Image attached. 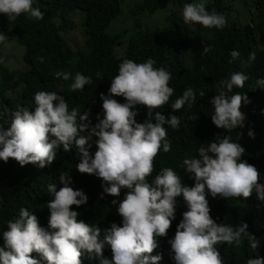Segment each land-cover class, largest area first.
<instances>
[{"label":"clouds","instance_id":"obj_1","mask_svg":"<svg viewBox=\"0 0 264 264\" xmlns=\"http://www.w3.org/2000/svg\"><path fill=\"white\" fill-rule=\"evenodd\" d=\"M35 2L0 0V14L7 16L10 23L21 14L43 20L45 13L40 7H34ZM182 17L185 24H199L208 29L223 30L228 24L223 14L207 9V0L185 3ZM5 39L0 33V43ZM211 50L204 47L203 53ZM230 56V62H234L240 60L241 54L233 50ZM256 58L253 51L242 64L249 66ZM39 60L43 63V57ZM156 63L151 57L143 63L124 59L118 74L111 79L108 94H100L104 115L103 118L98 115V123L94 125L89 112L81 114L79 108L70 110L63 96L47 91L35 93L34 110L17 105L10 113V125L6 128L0 125V160L5 163L11 158L21 166L33 164L43 169L53 163L61 147L65 152L75 149L79 157L75 169L82 177L101 178L104 193L111 196L119 197L121 190L127 189L121 201H112L119 205L122 226L112 223L103 233L97 225L78 219L79 213L72 206L87 204L88 195L80 188L74 190L69 186L72 178L62 172L58 191L55 183L47 187L54 195L47 204L48 228L40 226L37 216L27 207H21L3 232L0 264H41L42 261L88 264L87 260L92 264L94 261L97 264H160V261L224 264L217 245L238 247L246 239L253 251L260 247V241L248 231L247 223L218 224L210 215L209 204L219 200L218 196L248 200L255 194L259 201H264L260 172L242 159L246 149L231 136L218 134L207 147L198 148L197 157L183 160L181 167L194 178V186L184 185L181 176L171 167L162 168L149 182L155 158L161 150L171 151L165 126L178 129L181 124L179 116L166 117L155 111L169 104L175 91L169 86L172 73L166 67H155ZM96 75L103 79L99 71ZM55 77L71 79L73 92L83 91L93 83L91 76L81 72L73 76L68 71H57ZM248 79L244 73L234 72L230 78L217 83L218 95L210 101L214 108L211 119L217 128L230 131L245 126L247 121L241 108L250 102L249 98L245 93L229 94L234 88H244ZM256 83L264 87V79ZM199 96L205 97V92L201 90ZM113 97H124L126 102L120 103ZM196 101L197 94L189 87L171 103V108L191 110ZM137 105L148 109V119L143 123L137 122L139 112L134 110ZM189 119L197 121L199 117L194 114ZM248 135L255 138L252 131ZM93 142L95 153L91 150ZM184 203L188 210L183 213ZM180 213H183L182 221L176 217ZM33 253L40 258H34ZM84 253L87 256L81 259ZM246 264H264V258L249 257Z\"/></svg>","mask_w":264,"mask_h":264},{"label":"trees","instance_id":"obj_2","mask_svg":"<svg viewBox=\"0 0 264 264\" xmlns=\"http://www.w3.org/2000/svg\"><path fill=\"white\" fill-rule=\"evenodd\" d=\"M241 1L247 8V15L243 11L233 15L236 8L225 0L207 3L209 11L215 9L227 18L228 24L223 30L185 24L183 5L193 0L138 1L131 7V13L136 16L134 28L117 32H111L110 26L122 14L124 0H36L34 7H40L45 13L43 20L21 14L15 22L10 23L7 16L0 14V33L6 36L0 43V50L6 47L10 50L9 44L13 45L12 49L17 51L15 56L20 61L19 66L11 65L14 62L7 61L10 57L3 59L2 55L5 54L0 53V125L5 128L10 125V113L16 110L17 105L34 110V95L38 91L63 96L70 110L79 108L81 114L89 112V119L94 125L98 123L97 116L103 118L104 115L100 94H108L111 79L118 74L119 64L124 59L143 63L151 57L157 62L155 67H166L172 73L169 86L175 90L169 104L155 111L166 117L177 115L181 124L178 129L165 126L171 151L164 153L161 150L155 158L154 172L148 178L149 182L162 168L171 167L181 176L184 185L194 186V178L181 167L183 160L197 157L198 148L207 147L220 134L231 136L234 142H239L246 149L242 159L258 169L260 183L264 184V87L256 83L258 79H264V0ZM165 4L171 5V11L166 16L167 25L158 28L142 21L141 16L162 10ZM76 9L84 12V46L78 49L73 48L63 36L71 26L69 13ZM204 47H211L212 50L204 54ZM233 50L239 51L241 57L230 62V52ZM253 51L256 52V60L249 66L242 64ZM40 57H43V63ZM57 71H68L73 76L81 72L91 76L93 83L86 85L83 91L73 92L70 88L73 81L56 78ZM98 71L103 79L97 78ZM234 72H242L249 77L244 88H234L229 94L239 92L248 96L250 102L242 105L241 111L249 126L226 131L212 122L214 108L210 101L218 95L217 83L230 78ZM189 87L197 94L196 103L191 110L174 111L171 103ZM201 90L205 92V97L199 96ZM114 99L120 103L126 102L124 97ZM4 109L9 111L6 113ZM134 110L139 112L136 117L138 123L148 119L145 106L137 105ZM194 114L199 117L197 121L189 119ZM249 131L254 132L255 138L248 135ZM91 150L93 153L96 151L94 142ZM78 163L76 150L65 152L62 147L53 163L43 169L33 164L21 166L11 158L7 163L0 160V247H4L3 232L7 231V222L18 216L21 207H27L37 216L40 226L48 228L50 210L47 204L54 199V195L48 192L47 187L55 183L58 191L62 172L71 176L69 186L74 190L80 188L88 195L87 204L72 206V210L79 213V220L97 225L103 233L112 223L122 226L119 205H114L112 201H121L127 189H122L119 197L104 193L102 179L96 177L87 180L82 177L75 169ZM218 198L209 204L212 218L218 224L239 226L241 222L247 223L248 231L260 241L256 251L250 248L246 239L238 247L217 245L224 264H246L249 257L264 258V201H259L255 194L248 200L242 197L231 200ZM184 204L182 212L188 210ZM178 205L177 199V208ZM183 213L176 216L181 221ZM32 255L40 258L37 253ZM86 256L87 253H84L81 259ZM86 263L92 264L90 260ZM161 263L165 264L163 261ZM41 264L46 262L42 261ZM94 264L97 263L94 261Z\"/></svg>","mask_w":264,"mask_h":264},{"label":"rangeland","instance_id":"obj_3","mask_svg":"<svg viewBox=\"0 0 264 264\" xmlns=\"http://www.w3.org/2000/svg\"><path fill=\"white\" fill-rule=\"evenodd\" d=\"M141 0H124L123 4V11L122 14L119 15L111 24L110 31L111 32H117V31H125V30H131L134 28V25L136 24V16L131 13V7L135 5L136 2ZM211 0H207V3ZM228 5L232 4L236 8V10L233 12V15H238V11H243L244 15H247V8L244 7L241 0H225ZM171 5L165 4L162 10L145 14L142 17V21L149 23L151 25H156L158 28L164 27L167 25L166 16L171 11ZM233 7V6H232ZM158 10V9H156ZM155 11V10H154ZM246 12V14H245ZM248 17V16H247ZM69 21L71 22V26L69 29L64 32L63 36L68 40L70 45L75 48H83L84 46V12L80 9H76L69 13ZM248 21V20H247ZM10 50L8 47H6L4 50L1 49L0 53L5 54L2 55L3 59H6L10 57L7 61L14 62L11 65L19 66L20 61L16 55L17 51H14L13 45L9 44ZM22 49V47H21ZM13 67V66H12ZM115 98V97H113ZM245 127H248V123L244 122Z\"/></svg>","mask_w":264,"mask_h":264}]
</instances>
